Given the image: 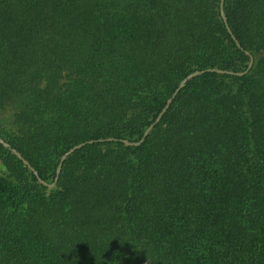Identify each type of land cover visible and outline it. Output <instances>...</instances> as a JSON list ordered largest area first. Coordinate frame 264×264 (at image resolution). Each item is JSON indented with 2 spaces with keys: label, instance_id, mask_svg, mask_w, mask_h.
I'll return each instance as SVG.
<instances>
[{
  "label": "trees",
  "instance_id": "1",
  "mask_svg": "<svg viewBox=\"0 0 264 264\" xmlns=\"http://www.w3.org/2000/svg\"><path fill=\"white\" fill-rule=\"evenodd\" d=\"M220 2L0 0V264H264V0Z\"/></svg>",
  "mask_w": 264,
  "mask_h": 264
},
{
  "label": "water",
  "instance_id": "2",
  "mask_svg": "<svg viewBox=\"0 0 264 264\" xmlns=\"http://www.w3.org/2000/svg\"><path fill=\"white\" fill-rule=\"evenodd\" d=\"M222 6H223V0H221V2H220L221 11H222ZM251 64H252V60L250 61V63H249V65H248L247 69H246L245 71L239 73V74L246 73V72L249 70V68L251 67ZM218 71L221 72V70H218ZM193 74H196V72L193 73ZM170 101H171V99L168 100V102H170ZM167 107H168V104L165 105V107L162 109V111H161V112L159 113V115L156 117L154 123L157 122V121H159V119L161 118V115H162L163 112L167 109ZM154 123H152V124H151V125H150V126L144 131V133H143V137H142L138 142H133V144H139V143L143 140V138L147 135L148 131H149L150 128L154 125ZM15 153H16L17 156L20 157V155H19L17 152H15Z\"/></svg>",
  "mask_w": 264,
  "mask_h": 264
}]
</instances>
